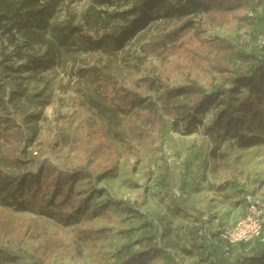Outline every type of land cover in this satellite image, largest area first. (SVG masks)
Returning <instances> with one entry per match:
<instances>
[{
    "label": "rangeland",
    "instance_id": "374dc122",
    "mask_svg": "<svg viewBox=\"0 0 264 264\" xmlns=\"http://www.w3.org/2000/svg\"><path fill=\"white\" fill-rule=\"evenodd\" d=\"M94 2L62 1L51 26L70 22L83 27V14ZM133 4L117 3L101 10L120 14ZM247 11L253 16L244 26L233 23L208 28L200 18L192 17L194 31L188 40L152 56H145L140 48L174 28L176 24L167 18L149 21L129 34L123 49L110 56L61 44L50 31L48 37L56 42V49L53 63L43 72L31 70L19 55L30 53L43 61L48 58L45 47L20 40L16 48L0 36V83L7 101L0 110V123L10 119L31 135L21 145L26 167L17 172L0 161V180L4 181L3 175L18 174L33 186L28 189L31 193L26 189L22 193L29 202L28 210L0 203V220L30 230L24 250L34 255L33 264L121 263L125 256L119 252L120 246L146 248L151 242L142 238L165 230L177 245L168 250L172 264H206L203 257L201 261L188 259L183 253L189 223L199 216L202 237L218 234L243 215L244 195L264 198V116L259 112L250 117L235 100L228 105L216 96L197 94L170 99L165 92L186 84L193 56L215 37L230 39L240 49L264 59V49L255 47L257 38L264 35V0H251ZM145 78L155 87L143 108L124 115L103 110L105 103L97 91L108 81L116 88H127ZM252 83L254 90L264 88V69L255 74ZM200 84L209 91L205 80ZM248 90H241L239 101ZM151 105L165 119V135L162 144L154 142L145 150L140 143L148 129ZM89 148L94 153L86 159L84 150ZM43 167L57 171L42 179L39 170ZM69 185L89 197L81 223L104 228V241H81L79 225L62 226L46 207ZM40 238L59 239L67 249L44 261L37 246ZM223 246L219 247L221 255ZM99 255L107 260L100 261Z\"/></svg>",
    "mask_w": 264,
    "mask_h": 264
},
{
    "label": "trees",
    "instance_id": "16d2710c",
    "mask_svg": "<svg viewBox=\"0 0 264 264\" xmlns=\"http://www.w3.org/2000/svg\"><path fill=\"white\" fill-rule=\"evenodd\" d=\"M62 1L64 0H0V36L16 48L20 40L25 45L45 47L48 58L43 61L30 53L19 55L20 60L31 65V70L43 72L53 63L56 42L48 37L50 31L61 44L85 52L100 50L110 56L123 49L129 34L140 31L149 21L167 18L176 24L174 28L159 34L140 48L145 56H152L171 45L188 40L194 31L192 17L200 18L208 28H217L233 23L244 26L253 16L247 11L251 0H95L83 14V27L86 28L84 32L82 26H72L70 22L65 26H51L56 8ZM131 1L134 4L128 12L111 15L101 10L116 6L117 3L129 4ZM131 16L134 19H130ZM114 25L118 27L113 28ZM255 44L257 49H264L257 45V40ZM262 69L264 59L260 55L251 50L240 49L230 39L215 37L212 44L193 56L190 71L185 77L186 84L166 88V96L170 99L180 94L216 96L228 105L231 100H235L239 108L250 117L259 112L264 116V88L254 90L255 85L252 83L255 74ZM200 80H205L209 91L200 84ZM154 87L153 81L147 78L135 80L127 88H116L113 81H108L97 94L105 103L103 110L109 115H124L143 108L145 98ZM244 88H249L248 95L241 96L243 98L239 101L237 96L241 95ZM5 99L6 90L0 83V110L7 103ZM8 100L10 102L11 97ZM149 114L148 129L140 143L145 150L154 142L162 144L165 135L166 122L157 107L151 105ZM28 136L31 135L24 133L10 119H6L4 124L0 123V161L5 167L17 172L26 167L25 158L21 156V145ZM92 153V148L84 150L86 159ZM82 170L86 172V168ZM52 171L57 170L49 167L39 170L42 179L49 177ZM1 178L4 181L0 180V203L19 211L28 210L29 202L23 199L22 193L25 189H32L29 181L18 174L3 175ZM58 196L56 199L52 198L46 207L56 215L59 224L64 227L79 225L81 241L101 242L107 238L104 228H91L87 223H81L83 214L90 205L89 197L73 191L70 185L66 187L65 193ZM196 218L194 223L188 225L187 247L183 249L186 258L201 261L203 257L206 264H264V241L253 240L229 245L219 238V233L202 237V227L197 225L200 217ZM214 238L218 240L216 243ZM142 240L151 243L146 248L135 250L132 249L133 245L120 246L119 252L125 257L117 264H172L173 258L168 250L173 251L177 245L166 230L161 234L155 232ZM29 241V229L22 231L14 223L0 220V264H33L34 255L24 250ZM37 246L39 257L44 261L54 259L67 249L56 238H40ZM221 246L224 247L223 256L219 253ZM225 248L228 250L225 251ZM147 254L151 256L147 257ZM98 258L103 262L107 260L102 255Z\"/></svg>",
    "mask_w": 264,
    "mask_h": 264
},
{
    "label": "built area",
    "instance_id": "2783aa9c",
    "mask_svg": "<svg viewBox=\"0 0 264 264\" xmlns=\"http://www.w3.org/2000/svg\"><path fill=\"white\" fill-rule=\"evenodd\" d=\"M257 45L264 47V37L257 38ZM243 215L230 228L223 229L219 238L229 245L248 243L253 240L264 241V198L257 199L247 194L243 197ZM228 248H225L227 251ZM227 254V253H226Z\"/></svg>",
    "mask_w": 264,
    "mask_h": 264
},
{
    "label": "crops",
    "instance_id": "0c3cea01",
    "mask_svg": "<svg viewBox=\"0 0 264 264\" xmlns=\"http://www.w3.org/2000/svg\"><path fill=\"white\" fill-rule=\"evenodd\" d=\"M242 206V211L244 210V206L243 205H241Z\"/></svg>",
    "mask_w": 264,
    "mask_h": 264
}]
</instances>
